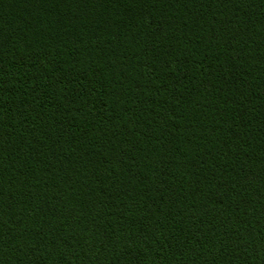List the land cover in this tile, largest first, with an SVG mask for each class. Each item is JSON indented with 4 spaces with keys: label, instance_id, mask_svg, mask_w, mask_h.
<instances>
[{
    "label": "trees",
    "instance_id": "trees-1",
    "mask_svg": "<svg viewBox=\"0 0 264 264\" xmlns=\"http://www.w3.org/2000/svg\"><path fill=\"white\" fill-rule=\"evenodd\" d=\"M0 264H264V0H0Z\"/></svg>",
    "mask_w": 264,
    "mask_h": 264
}]
</instances>
